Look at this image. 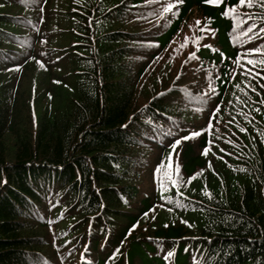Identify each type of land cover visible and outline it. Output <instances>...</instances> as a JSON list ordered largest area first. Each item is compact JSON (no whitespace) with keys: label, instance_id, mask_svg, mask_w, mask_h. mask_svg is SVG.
I'll use <instances>...</instances> for the list:
<instances>
[{"label":"trees","instance_id":"obj_1","mask_svg":"<svg viewBox=\"0 0 264 264\" xmlns=\"http://www.w3.org/2000/svg\"><path fill=\"white\" fill-rule=\"evenodd\" d=\"M168 2L0 0V264H264V7Z\"/></svg>","mask_w":264,"mask_h":264},{"label":"snow or ice","instance_id":"obj_2","mask_svg":"<svg viewBox=\"0 0 264 264\" xmlns=\"http://www.w3.org/2000/svg\"><path fill=\"white\" fill-rule=\"evenodd\" d=\"M183 0H174V2H168L163 6V13H170L173 11V9L175 8V6L177 4L182 3ZM205 3L207 4H212L215 6H220L222 4L225 3V0H204ZM255 2H259L261 7H264V0H236V4H232L228 7H225L224 12L222 13L225 16H228L229 13H232L233 15H235L236 12V7L237 5L240 7H252L253 4ZM247 16V20L244 21L245 24H247L248 20H253V19H259V17H253L251 14H246ZM201 22L200 21H196V26L199 28L200 32H207L208 29L204 28V27H200ZM191 27V26H190ZM243 35L248 37L249 40H251L253 37L259 39L262 35H264V26H258L256 23H251L247 26L246 31L243 32ZM202 39V37H198L195 41H192V43H194L197 46L196 51H192L188 53L187 56V60H194L197 58V52L199 51V44H200V40ZM191 38L188 36L184 37V43L180 44V48L184 49L188 46V43L190 42ZM150 47H159L158 44L155 43H150L149 44ZM205 48H210V45H204ZM177 49H173V51H176ZM256 54H260V55H264V46L261 47H255V48H251L248 49L246 51V53L239 55L235 58V60L233 61L234 65L236 67L241 68V75H247L249 77H251L252 79H255L256 77H260L261 80H264V75H261V71H257L256 69L259 67L261 70H264V60H258L255 58ZM157 59H160L159 57ZM37 63H41L40 61H37ZM245 65H250L251 67H246ZM43 66V65H42ZM232 74L235 75V67L232 70ZM264 86V85H262ZM236 87H239V85H236ZM246 87H251V84L246 85ZM210 91L212 93H215V89L211 88ZM252 91H256V89L253 87ZM246 94V93H245ZM159 96H164L165 93H160L158 94ZM261 104H264V100L260 101ZM209 119L207 121V127H201V129L199 131L193 130L190 133L186 134V135H182L179 138H176L175 135L171 132L166 133L167 136H172L173 139L172 141L168 144V147L171 149V151L168 153L167 157L165 158L166 162H167V167L169 168V170L172 169L173 164V156L178 148L179 145H181V143L183 141H188V140H192L195 139L197 137L202 136L204 133L209 132L212 127H213V121L215 120L217 114L220 112V106L219 104L215 105L212 108H209ZM254 111H259V109H254ZM234 119V118H233ZM122 127H127V125H123ZM240 131H245L244 128H241ZM209 144H211L212 142L209 141ZM211 149L210 148H205L204 151L202 152V155H208L209 151ZM221 152L224 151V149H220ZM222 158V157H221ZM166 164L165 161H161L155 168V172L154 175H156L157 177L159 176V173L161 172V170H163L165 168ZM209 167H211V165H209ZM195 177H190L189 178V182H191L192 179H194ZM159 182V181H158ZM169 184L172 185V187L178 188L179 187V183H180V177H179V169L178 166L176 168V175L174 177H169L168 180ZM6 183V181H5ZM179 195H183V193H178ZM202 194L206 197H208L209 199H211V194L207 191L202 192ZM162 199L164 197H161ZM53 207H55V205H53ZM171 211V209H169ZM145 216H147V213H145ZM154 219V217H153ZM51 223V222H50ZM137 227V225L133 226V229ZM131 231V230H130ZM117 251H119L117 249ZM174 253L172 252H168L167 256L165 257L166 259L168 257H171Z\"/></svg>","mask_w":264,"mask_h":264},{"label":"bare ground","instance_id":"obj_3","mask_svg":"<svg viewBox=\"0 0 264 264\" xmlns=\"http://www.w3.org/2000/svg\"><path fill=\"white\" fill-rule=\"evenodd\" d=\"M50 186V185H49ZM70 194V193H69ZM85 201V200H84ZM62 213V212H61ZM65 217V216H64ZM63 222V221H62ZM56 223V222H55ZM131 224V223H130ZM68 227V226H67ZM40 250V249H39ZM52 251V250H51ZM104 251V250H103ZM50 254V253H49ZM53 255V254H52ZM107 255V254H106ZM44 257V256H43ZM91 257V256H90ZM93 258V257H92ZM49 259V258H48Z\"/></svg>","mask_w":264,"mask_h":264}]
</instances>
